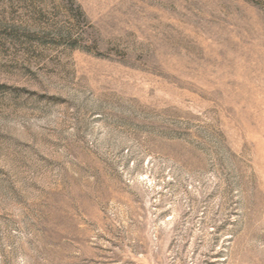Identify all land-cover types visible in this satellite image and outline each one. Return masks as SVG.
I'll list each match as a JSON object with an SVG mask.
<instances>
[{
    "label": "rangeland",
    "instance_id": "374dc122",
    "mask_svg": "<svg viewBox=\"0 0 264 264\" xmlns=\"http://www.w3.org/2000/svg\"><path fill=\"white\" fill-rule=\"evenodd\" d=\"M0 264H264V0H0Z\"/></svg>",
    "mask_w": 264,
    "mask_h": 264
}]
</instances>
